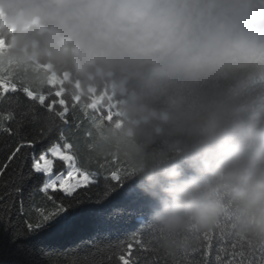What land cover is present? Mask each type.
Masks as SVG:
<instances>
[{"label":"clouds","instance_id":"1","mask_svg":"<svg viewBox=\"0 0 264 264\" xmlns=\"http://www.w3.org/2000/svg\"><path fill=\"white\" fill-rule=\"evenodd\" d=\"M8 56L106 90L121 127L99 155L132 170L175 250L220 223L264 238V0H0Z\"/></svg>","mask_w":264,"mask_h":264},{"label":"trees","instance_id":"2","mask_svg":"<svg viewBox=\"0 0 264 264\" xmlns=\"http://www.w3.org/2000/svg\"><path fill=\"white\" fill-rule=\"evenodd\" d=\"M6 37L0 32V52L2 56H8V50L12 46L11 32ZM9 57V56H8ZM11 60L4 68L1 75L12 80L20 87H26L37 93L49 94L45 106L38 101L24 100L21 108L13 107V119L3 121L9 132L0 131V218L11 227L5 232L3 223H0V264H49L50 259H55L58 264H123L119 260L118 250L120 245H126L127 229L135 227L134 217H127V223L121 219L117 224L114 212H109L104 220L110 223L101 224L97 218L96 209L99 191H102L104 175L110 173V169L119 166L126 167L114 156L99 155L98 149L109 140L111 129L121 127V113L117 107V100L106 90L87 86L80 81L70 78L68 73L56 74L49 70L48 65H37V70L46 73L43 82L39 86L30 85L29 71L19 70L15 67V61ZM53 76V77H52ZM55 81V83H53ZM54 92H61L67 112L65 119L55 116L56 111H63L54 96ZM8 96H20L22 93H8ZM55 99L52 112L47 110V105ZM5 106L0 111H8ZM17 130L24 131L28 139L33 136L40 138L45 145L60 144L67 154H74L77 158V166L97 172V185L89 188H80L74 193L81 203H77L74 209L63 214L64 219L57 217L50 221L49 225L30 234L27 222H34L38 218V209H44L45 213L53 208L52 202L47 200L44 193L39 192L42 182L34 184L32 180L21 182L17 178L18 170L14 171V160L8 161V156L14 150L18 138ZM61 135L64 139H61ZM67 141L72 144L71 149H63ZM7 168H4L5 164ZM60 164V162H57ZM105 165L101 168L100 165ZM63 170V168L61 169ZM20 186L21 193H16L15 188ZM53 198L64 196L61 192H51ZM68 198L65 197V202ZM21 202L24 212H20ZM118 202H113L115 205ZM225 212L220 223L211 232H192L181 237L174 251L168 252L161 248L157 242L158 234L154 240V247L160 256H163L167 264H174L184 258L197 260L207 259L215 264L217 242L225 243L221 237L219 227L225 226V236L231 242L236 240L249 247H264V238H254L238 232L235 224V212L227 197L224 199ZM111 207V206H110ZM14 230L23 232V237L11 241V233ZM209 233L212 248L208 249V241L203 234ZM232 249L229 244L227 255L221 254L225 262L232 259ZM150 254L139 246H134L130 259L138 261V264H151ZM239 260V257H235Z\"/></svg>","mask_w":264,"mask_h":264},{"label":"snow or ice","instance_id":"3","mask_svg":"<svg viewBox=\"0 0 264 264\" xmlns=\"http://www.w3.org/2000/svg\"><path fill=\"white\" fill-rule=\"evenodd\" d=\"M2 56V52H0ZM2 64V60H0ZM3 68L0 67V72ZM55 83V81H53ZM8 93H22L23 98L20 96H8ZM53 93L44 94L37 93L29 90L26 87H20L9 78L4 75H0V109L7 107L8 111H0V131L9 132V128L5 127L3 121L12 120L13 107L19 109L22 107L24 100L36 102L39 105L45 106V102L48 96H52ZM56 98L62 97L61 92H54ZM56 103L53 99L51 104L47 105V110L52 112V106ZM62 106L63 111H56L55 116L64 120L67 108L64 107L66 102L63 98L58 101ZM16 136L18 142L8 156V161L14 160V171L18 170L17 178L21 182L26 180H32L34 184L42 182V186L39 188V192L44 193L48 201L52 202L53 208L51 211L45 213L44 209H38V218L34 222H27V229L30 234H36L39 230L49 225L50 221L56 220L57 217L64 219L63 214L69 212L70 209H74L77 203H81L77 197H74V193L80 188H89L90 185H97V172L90 171L87 168H81L77 166V158L74 154H67L62 150L60 144L45 145L40 138L33 136L28 139L24 131L17 130ZM61 139L64 136L61 135ZM72 144L65 141L63 149H71ZM62 162L58 164L57 162ZM8 164L4 165L7 168ZM66 167V172L61 170ZM101 168L105 165L101 164ZM2 171V170H0ZM104 184L102 191H99L97 197V204L101 206L96 209L97 218L101 224L110 223V221L104 220V217L109 212H114L119 224L121 219L127 223V217H134L135 227L128 228L126 245H120L118 250L119 260L123 264H138V261L130 259L132 256V249L134 246H139L140 249L150 254L149 260L151 264H167L163 256L157 253L154 247V240L157 235V229L148 221L149 212L153 206V202L146 198L136 186L134 173L128 167L119 166L110 169V173L104 175ZM51 192H61L64 194L62 197L53 198L49 195ZM22 188L17 186L15 188L16 193H21ZM65 197L68 198L65 202ZM113 202H118L115 205ZM111 206V207H110ZM24 205L21 202L20 212H24ZM0 223H3L5 232L11 227L6 221L0 218ZM225 226L218 228L221 237H224L225 243L221 244L217 242L215 264H264V247H249L244 243L236 240L231 242L225 236ZM23 232L14 230L11 233V241L9 243L14 244L16 240L23 237ZM204 239L208 241V249L212 248L211 236L209 233L203 234ZM229 244L232 249V259H228L226 262L222 259L221 254L227 255V249ZM239 257V260L235 257ZM49 264H58L53 258L50 259ZM93 264H96L93 261ZM148 264V261H146ZM174 264H213L212 261L207 259L197 260L194 257L188 258L186 255L179 261H175Z\"/></svg>","mask_w":264,"mask_h":264},{"label":"rangeland","instance_id":"4","mask_svg":"<svg viewBox=\"0 0 264 264\" xmlns=\"http://www.w3.org/2000/svg\"><path fill=\"white\" fill-rule=\"evenodd\" d=\"M0 60H2V64H0V67H2L3 68V71H4V68L8 65V63L10 62L11 59L8 56H0ZM2 72H0V75H1ZM60 163H62V162H60ZM63 171L66 172V167L63 168Z\"/></svg>","mask_w":264,"mask_h":264}]
</instances>
